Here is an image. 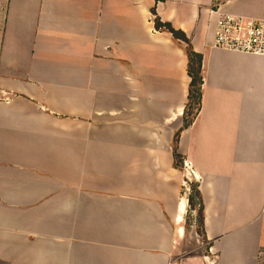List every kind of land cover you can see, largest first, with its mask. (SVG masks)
<instances>
[{
  "label": "crops",
  "instance_id": "obj_1",
  "mask_svg": "<svg viewBox=\"0 0 264 264\" xmlns=\"http://www.w3.org/2000/svg\"><path fill=\"white\" fill-rule=\"evenodd\" d=\"M225 14L264 0H0V264H264V54L216 46ZM165 24L202 57L186 128Z\"/></svg>",
  "mask_w": 264,
  "mask_h": 264
},
{
  "label": "built area",
  "instance_id": "obj_2",
  "mask_svg": "<svg viewBox=\"0 0 264 264\" xmlns=\"http://www.w3.org/2000/svg\"><path fill=\"white\" fill-rule=\"evenodd\" d=\"M215 44L220 48L264 54V21L245 23L233 15H221L218 20ZM185 166L186 169H190L188 162ZM186 190L191 193L190 188Z\"/></svg>",
  "mask_w": 264,
  "mask_h": 264
},
{
  "label": "trees",
  "instance_id": "obj_3",
  "mask_svg": "<svg viewBox=\"0 0 264 264\" xmlns=\"http://www.w3.org/2000/svg\"><path fill=\"white\" fill-rule=\"evenodd\" d=\"M157 26H162V23L157 20ZM165 26L175 35V36H182V39L188 44L187 47V54L189 58L188 63V72L191 76L192 80L190 83V89H189V100L187 103L186 111L184 114L185 124L184 128L188 127L195 119L200 106H201V97H202V83L203 78L201 75V67H202V57L198 53H196L193 50V47L183 33L176 31L170 24H165ZM195 60L197 61V66L195 67ZM195 103V107L198 106L196 113H193L191 111V108L193 107V104ZM180 135V132L177 133L175 139H174V149L175 152L177 150V143H178V137ZM189 202L191 208H195L196 203H198V220L201 225H203L204 222V204L203 199L201 196V193L198 189V186L196 184H193L191 186V193L189 195Z\"/></svg>",
  "mask_w": 264,
  "mask_h": 264
},
{
  "label": "rangeland",
  "instance_id": "obj_4",
  "mask_svg": "<svg viewBox=\"0 0 264 264\" xmlns=\"http://www.w3.org/2000/svg\"><path fill=\"white\" fill-rule=\"evenodd\" d=\"M195 67L197 66V61L195 60ZM197 108H198V106L197 107H195V103L193 104V107L191 108V111L193 112V113H196V110H197ZM189 169V168H188ZM190 171H192V170H190ZM193 184H196V182L194 181V177L193 176H190V181H189V183L188 184H186L185 186V192L186 193H188L187 192V188H190V190H191V186L193 185ZM197 185V184H196ZM196 208L198 209L199 208V205H198V203H196ZM193 213H196V211H194Z\"/></svg>",
  "mask_w": 264,
  "mask_h": 264
}]
</instances>
